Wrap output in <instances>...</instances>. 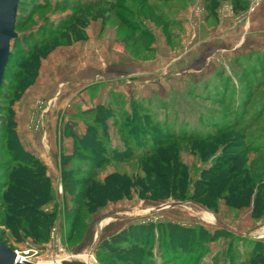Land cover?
<instances>
[{
  "label": "rangeland",
  "instance_id": "1",
  "mask_svg": "<svg viewBox=\"0 0 264 264\" xmlns=\"http://www.w3.org/2000/svg\"><path fill=\"white\" fill-rule=\"evenodd\" d=\"M141 1H18L16 36L10 41L9 66L0 89V238L21 261L136 264L132 259L141 252L145 264H151L146 262L149 259L152 264H249L256 250L264 253V208L254 214V194L250 204L240 208L228 206L222 198L213 208L187 198L150 199L137 187L127 195L115 191L113 197L104 196L100 207H89L88 199L78 198L79 192L89 194L86 179L96 184L109 173H140L135 160L116 164L101 153L128 145V154L135 158L172 134L205 139L231 133L230 141L235 143L229 146L238 145L240 151H229L245 161L225 168L232 173L248 166L251 173L264 174V0H242L245 9L239 12L232 0H218L216 19L209 17L207 0H145L143 6ZM98 11L110 22L102 25ZM81 17L87 19L85 26H77L84 38L75 40L68 34L69 43L41 59L31 85L12 76L33 47L60 39ZM142 29L148 30L142 32L139 46ZM127 37L132 48L126 46ZM76 83H88L89 91L83 94L76 88L68 93ZM78 96L85 100L75 103ZM84 104L89 108L82 109ZM97 106L108 110L107 117L112 115L107 119V135L96 143L100 159L91 160L80 149L79 160L73 159V136L85 132ZM73 107L79 119L70 123L66 112ZM51 111L56 118L52 130L46 124ZM134 111L147 115V132L127 140ZM13 133L23 149L45 166L51 195L45 201L46 193H37L32 209L53 213L49 226L43 227L45 217L39 216L22 217L13 228L7 226L2 198L6 188L1 183L14 166L8 149ZM178 146L180 161L193 182L202 174L211 179L210 172L224 162L222 146L205 159L187 141ZM63 170L68 174L62 175ZM260 181L264 186V175ZM175 202L181 204L172 206ZM170 223L185 228L169 236ZM128 227H143L144 232L136 242L122 244L124 254L114 256L98 248Z\"/></svg>",
  "mask_w": 264,
  "mask_h": 264
},
{
  "label": "trees",
  "instance_id": "2",
  "mask_svg": "<svg viewBox=\"0 0 264 264\" xmlns=\"http://www.w3.org/2000/svg\"><path fill=\"white\" fill-rule=\"evenodd\" d=\"M144 2L145 0L141 1V6L144 5ZM232 2L234 3L233 8L235 9V12H239V8L242 10L245 9V2L242 0H232ZM238 4L243 5L237 6ZM206 8L209 12V17L216 19L217 9L219 8L218 0H207ZM106 12L108 14V11ZM98 16L101 18L99 20L102 25L110 22L108 21L110 20L108 19L109 17L103 15L101 11H98ZM86 22L87 19H83L81 17L77 24H75L76 27L72 26L69 28L68 32L62 34L63 37L60 39L57 37L51 43L45 42L38 49L33 47L29 56L25 58L26 60L18 63L20 71L18 73H14L12 76H16L18 81L27 79L28 82L25 83L26 86L28 84L31 85L38 75L41 59L46 57L59 45L67 44V42L69 43L70 34L75 37V40L81 38L83 39V32L81 29L77 28V26H85L84 24H86ZM116 27L121 32L122 28L118 24H116ZM123 28V30L126 29L124 26ZM146 30L148 29L140 30V37L138 40L139 46L142 44L141 34ZM145 34L147 35V33ZM126 40V46L132 48L133 44L129 42V37H127ZM10 56L11 53H9L8 56L4 76L7 72V67L9 66L8 62ZM2 86L3 81L0 89ZM103 107L104 106H97L94 109V116L90 117V121H88L85 128L86 130L82 135L73 136L76 149L73 159L79 160L77 153L79 149L85 156L88 155L92 157L91 160L96 158L100 159L99 154L101 152H99L96 143L107 135L108 129L106 123L109 121H107V119L112 118V115L107 117L104 112H108V110H105ZM107 108L108 107H106V109ZM88 118L89 117H86V119ZM91 121L95 122L90 124ZM146 122L147 115L143 116L134 111L133 116L128 122L129 130L132 135H128L126 139L129 140L132 136H136L137 138H139V136H144L147 132ZM71 125L72 124L69 125V129L71 128ZM13 126L14 125L12 123V127ZM230 134L231 133H221L219 137L205 139L200 137L177 138L174 134H172L163 140L159 145L155 146L150 152H146L144 154L140 153L135 158H132V156L128 154L129 151L127 148H130L128 145L110 149L108 152L100 154L101 156L103 155L102 158L109 159V162L116 164L121 162L129 163L135 160L137 162L138 171L142 173V175L137 173L138 175L127 176L124 173L120 174L118 172H114L109 173L102 179L103 181L101 180L102 182H97L96 184L95 182H89L86 179L83 182L86 184L89 194L86 195L84 193L85 191L79 192L77 194L78 198L80 197L81 200H84V198H86L85 200L88 199L90 203H87V206L89 207L94 205L95 207H100L102 204H98V202L100 203L104 196L112 195L113 197V194L116 193L115 191H121L127 195L130 189L137 187L140 191L148 193L147 195L150 196V199H168L171 197L175 200H183L187 198L188 200L204 205L205 207L207 206L213 208L222 198L228 206L232 208H240L248 206L250 204L251 197L254 194L253 212L255 215H258L264 208V186L260 183V178L263 177L264 174L260 172L255 175V173L250 172V169L247 166L245 167V170H233V177H229L232 173L230 172V169L225 167L229 165L232 167L235 164L243 163L245 161L243 157L236 158L232 155L233 153H230V148H234L236 151L235 153L240 151L238 145H233L232 147L229 146V143H235L234 141H230V137L233 135ZM169 140H171L173 144L169 145ZM185 141H187L190 144L191 149L197 151L198 155L201 156L200 158L203 159L215 152L218 149L217 146H222L223 150L220 155L221 158H224V162H222V165L218 169H211V179H206L205 174H202V177L194 182L191 177L189 178L186 173V167L182 164L179 158L180 146L178 145ZM8 149L11 153L10 155L14 166L6 173L5 182L1 183L3 189L6 188L2 193V198L4 203L7 205L5 214L9 222L7 226L13 228L18 222L16 219H21L22 217L27 219L31 216H39V218L45 217L43 218L46 220L45 222L39 221L42 222L43 227L49 226L50 222L53 220V213L47 215L40 211L37 212L35 208L32 209L34 202H36L38 198L37 193L44 191L46 193L44 196H47V198L45 197V201L49 198V195H51V191L49 190L50 180L46 175L45 166L39 161V159L23 149L14 133L10 137ZM113 152H115L114 155ZM64 158L65 157H63V162L65 160ZM67 159L68 158H66V160ZM66 174H68V170H63L62 175ZM257 180L259 182H257ZM190 185H193L191 191L188 190ZM166 227L167 234L169 236L171 232L176 231V229L185 228L180 227L175 223H170L166 225ZM46 230L47 228L45 227L44 231ZM131 230L134 232L132 233ZM143 232V227H128L103 240L98 245V248L114 256L122 255L124 254V247H122V244L129 241L136 242L138 236L142 235ZM35 234L36 235L33 236L37 237L38 231H35ZM136 254H138V252ZM139 254H141V252H139ZM139 254L138 256L140 257L132 259L133 262L136 264H145L140 260L141 255ZM146 262L152 264L150 259ZM249 264H264V253L261 250H256L252 253L249 259Z\"/></svg>",
  "mask_w": 264,
  "mask_h": 264
},
{
  "label": "water",
  "instance_id": "3",
  "mask_svg": "<svg viewBox=\"0 0 264 264\" xmlns=\"http://www.w3.org/2000/svg\"><path fill=\"white\" fill-rule=\"evenodd\" d=\"M19 0H0V86L3 81L5 66L9 56L10 41L15 38L14 25ZM180 202L172 203V206L180 205ZM222 227H226L222 225ZM31 264L21 261V258L8 248L0 239V264ZM60 264H89L81 260H63Z\"/></svg>",
  "mask_w": 264,
  "mask_h": 264
},
{
  "label": "crops",
  "instance_id": "4",
  "mask_svg": "<svg viewBox=\"0 0 264 264\" xmlns=\"http://www.w3.org/2000/svg\"><path fill=\"white\" fill-rule=\"evenodd\" d=\"M117 49V48H116ZM41 73H42V68H41ZM40 76H41V74L39 75V78H40ZM39 82H40V79H39ZM78 83V82H77ZM72 84L71 85V87H72V89L71 90H68V93H72V91H73V93H75V91H76V88H79V90H80V92L81 93H83V94H86L89 90H87V88L89 87V86H87V84ZM81 88V89H80ZM66 90V89H65ZM64 90V91H65ZM78 92V91H77ZM79 95H80V93H79ZM84 101L85 99H83V97H80V96H78V97H76L75 98V103L76 102H78V101ZM86 102V101H85ZM59 105H60V103H58ZM87 108H89L88 106H87V104L85 105L84 104V108H82V109H87ZM70 110V109H69ZM69 110H68V112H66L67 113V118L68 119H72V120H68L70 123H72V122H74V120L76 121V119H79V117H76V119H75V116H76V114H77V107H73L72 109H71V111L69 112ZM27 113V112H26ZM56 113V112H55ZM54 113V114H55ZM53 113H52V111H51V113H49V116H48V118H47V120H46V124H47V129L49 128L50 130H52L51 128L53 127L52 126V123H53V121L54 120H56V118H54L53 117V115H52ZM53 118H54V120H53ZM49 122H50V124H49ZM52 122V123H51ZM69 123V124H70ZM51 127V128H50ZM85 128V127H84ZM55 130V129H54ZM67 140L69 139V138H66ZM70 140V139H69ZM28 144V143H27ZM57 164H56V168H57Z\"/></svg>",
  "mask_w": 264,
  "mask_h": 264
},
{
  "label": "bare ground",
  "instance_id": "5",
  "mask_svg": "<svg viewBox=\"0 0 264 264\" xmlns=\"http://www.w3.org/2000/svg\"><path fill=\"white\" fill-rule=\"evenodd\" d=\"M63 260H65V259H60V260H58L55 264H60L61 261H63ZM82 261H86L87 263L89 262V261H87L86 259H85V260L83 259Z\"/></svg>",
  "mask_w": 264,
  "mask_h": 264
},
{
  "label": "built area",
  "instance_id": "6",
  "mask_svg": "<svg viewBox=\"0 0 264 264\" xmlns=\"http://www.w3.org/2000/svg\"><path fill=\"white\" fill-rule=\"evenodd\" d=\"M254 8H250V10L252 11Z\"/></svg>",
  "mask_w": 264,
  "mask_h": 264
}]
</instances>
